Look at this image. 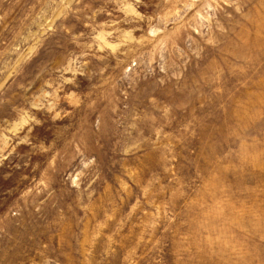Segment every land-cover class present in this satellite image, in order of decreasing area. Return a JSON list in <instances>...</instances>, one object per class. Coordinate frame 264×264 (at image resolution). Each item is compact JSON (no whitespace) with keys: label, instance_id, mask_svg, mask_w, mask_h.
<instances>
[{"label":"rangeland","instance_id":"obj_1","mask_svg":"<svg viewBox=\"0 0 264 264\" xmlns=\"http://www.w3.org/2000/svg\"><path fill=\"white\" fill-rule=\"evenodd\" d=\"M0 264H264V0H0Z\"/></svg>","mask_w":264,"mask_h":264}]
</instances>
